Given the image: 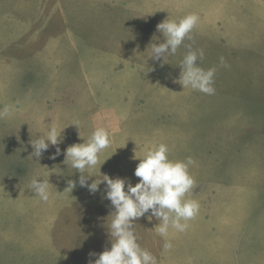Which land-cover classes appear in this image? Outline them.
Listing matches in <instances>:
<instances>
[{"label":"rangeland","instance_id":"rangeland-1","mask_svg":"<svg viewBox=\"0 0 264 264\" xmlns=\"http://www.w3.org/2000/svg\"><path fill=\"white\" fill-rule=\"evenodd\" d=\"M199 17L175 55L151 57L157 25ZM203 50L216 68L213 95L184 89L179 66ZM223 57L225 65L220 64ZM152 69V70H151ZM0 264H94L110 248L105 184L90 194L63 151L96 128L110 146L92 170L139 182L134 159L165 143L169 159L192 157L199 203L173 247L145 217L138 243L157 264H264V0H0ZM54 123L62 154L36 161L31 139ZM73 124H78L77 126ZM79 131L81 137L79 135ZM88 182L91 183L96 177ZM49 180L50 197L29 189ZM68 180L77 181L63 192ZM63 192V193H62Z\"/></svg>","mask_w":264,"mask_h":264},{"label":"clouds","instance_id":"clouds-1","mask_svg":"<svg viewBox=\"0 0 264 264\" xmlns=\"http://www.w3.org/2000/svg\"><path fill=\"white\" fill-rule=\"evenodd\" d=\"M198 20V15L188 14L178 21L167 18L159 23L157 31L163 34V42L149 44L150 58L164 62L166 57L175 55L185 39L192 38L190 33ZM186 47L188 51L179 65L182 71L177 82L182 85L183 90L190 88L213 95L216 68L205 70L200 67L198 60L203 59V50H192L191 45ZM220 64L225 65L223 57L220 58ZM9 110L5 106L0 115H7ZM73 125L79 129L78 124ZM63 131L58 130L53 122L48 124L44 134L30 140L33 151L29 156L39 162L50 146L56 147V152L51 158L55 159L61 155L59 145L63 140ZM79 135L81 137L80 131ZM110 143L109 133L104 128H96L86 141L70 145L63 151V163L80 173L79 186L87 188L90 194L94 195L100 191V185L105 184L103 198L110 201L111 211L107 217H111V221L107 225V233L111 246L102 253L91 254L97 255L94 264H157L156 257L138 243L135 223L146 215L149 221L155 218L159 223L154 230L164 239L163 250H171L173 245L168 239L170 229L176 232L186 231L188 221L199 211V203L187 198L195 184V179L189 171L195 161L190 156L185 160H171L168 145L159 143L149 149L143 157H137L135 150L133 158L138 159L139 163L134 175L139 178V182L134 186L124 178H112L102 174L101 167L106 161L100 166L101 178L98 179L92 174V170L100 163L99 154L108 148ZM93 176L96 179L89 183ZM49 183L46 179L33 178L29 189L34 196L46 202L51 194ZM76 186L77 181L68 180L63 192H72Z\"/></svg>","mask_w":264,"mask_h":264}]
</instances>
